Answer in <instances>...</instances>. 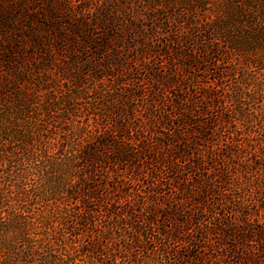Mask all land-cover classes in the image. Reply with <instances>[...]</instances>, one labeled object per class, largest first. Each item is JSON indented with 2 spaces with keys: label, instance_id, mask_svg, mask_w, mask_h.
Masks as SVG:
<instances>
[{
  "label": "rangeland",
  "instance_id": "rangeland-1",
  "mask_svg": "<svg viewBox=\"0 0 264 264\" xmlns=\"http://www.w3.org/2000/svg\"><path fill=\"white\" fill-rule=\"evenodd\" d=\"M105 8L110 15L114 13L117 17L115 30L125 33L124 44L127 52L131 51L130 66L120 69L121 72L99 65L100 77L95 79V70L76 65V71L83 73V82L76 84L63 76H67L68 58L62 51H54L55 60L50 66L33 64L15 91L13 85L8 86L3 81L0 72V210L9 219V231L5 236L10 242L26 231L34 211L42 210L44 217H50L53 201L62 200L67 204L75 201L64 197L63 188L71 178L82 174L79 169L83 163L79 167L81 163L73 155L78 143L90 141L93 133L89 130L94 132L95 126L103 122H94L96 106L103 103L107 89L122 90L124 98H127L124 81L130 80L132 87L136 88L148 83L146 73L149 66L158 72L168 71L173 55L169 50H162H167L170 36L186 41L189 32L195 30V33L205 35L201 39L204 44L209 41L211 49L217 50L212 53L211 64L193 65L187 76L181 75L184 82L198 86L201 81L214 83L217 77L218 82L230 92L243 78L251 77L252 81L246 87L250 96L246 97L243 106L247 118L235 120L227 126L237 132V139L243 142L256 135L255 129H264V0H0V20L5 18L15 25L9 34H24L18 29L23 23L25 34L30 30L37 31L43 39L49 38L47 42L52 47L60 33L74 34L71 26L79 19L90 20ZM126 25H133L135 29L126 32ZM102 30L100 24L93 22L90 26V33H101ZM2 33L0 29L3 40ZM201 40L196 39L195 42L200 43ZM23 43L24 46L29 45V38H25ZM141 49L143 55L140 54ZM132 57L135 59L131 60ZM177 60L176 63L179 62ZM222 72L224 76L218 77L217 74ZM109 95L104 99H109ZM144 119H147L146 115L139 110L134 116L126 117L129 129L124 130L123 137L129 135L133 138L131 145L135 153L146 148L150 133L160 131V124L148 122L145 125ZM118 138L116 136L115 139ZM136 138H142V141ZM224 138L222 135L223 143ZM153 149L137 155L134 164L129 162L119 166L123 180L120 193L132 192L131 198L144 202L136 210L142 219L151 216L150 208H157L158 226L162 224L161 215L169 210L170 205L179 202L181 220L191 222L189 233H185V238L190 241L169 240L158 233L156 224H151L148 237H142L140 247L136 249L141 264H243L240 261L247 254L257 253L261 241L257 231L264 219V210H260L261 205L264 206V155L257 157L258 154L253 152L254 145L252 148L243 146L242 155L231 163L234 168L228 167L229 188L212 190L205 203L199 204L193 197L186 200L183 191L186 187L194 194L200 191L195 184L200 172H194L193 162L187 160L183 163L180 170L183 174L178 175L159 164L162 151ZM217 167L220 169L222 166ZM95 169L96 183H106V187L104 184L100 188V194L105 196V206L111 208L110 202L117 196L108 181L116 175L115 171L110 169L107 173V164H97ZM34 186L38 189L35 196ZM150 190L153 193H149ZM149 196H154L155 200ZM240 200L245 210L254 214L249 220L234 204ZM97 202L95 221L99 230L109 218L104 217L102 201ZM178 218L176 215L174 224L180 222ZM55 226L62 230L58 220ZM68 231L66 234L69 236ZM86 240L82 236L77 238V243ZM122 242L120 240L119 244ZM67 243L62 250L75 252L70 239ZM124 252L119 255L123 256ZM182 253L191 256L185 257ZM81 254H75L78 262L92 264L89 255ZM101 256L110 261L111 257ZM122 256H118L117 261L126 264L133 255L127 252L126 258Z\"/></svg>",
  "mask_w": 264,
  "mask_h": 264
},
{
  "label": "trees",
  "instance_id": "trees-1",
  "mask_svg": "<svg viewBox=\"0 0 264 264\" xmlns=\"http://www.w3.org/2000/svg\"><path fill=\"white\" fill-rule=\"evenodd\" d=\"M108 12L109 10L105 8L90 20L79 19L77 24L71 26L74 34L60 33L52 47L47 42L49 38L43 39L37 31L30 30V33L25 34V30L22 29L23 23L18 29L24 34L18 35V32L14 35L9 34L11 29H15V25L8 22V19H1L0 22L3 24H0V29L3 30L2 38H4L3 40L0 38V72L3 74V81L8 86L13 85L15 91L18 88L17 84L25 79L33 64L50 66L54 63V51L66 53L68 72L67 76L65 74L63 76L72 79L76 84L83 82V73L76 71V65L86 66L89 71L95 70L93 71L95 79L100 77L97 69L99 65L118 70L130 66L129 53L131 51L127 52V45L124 44L125 33H122V30H115L118 19L114 13L110 15ZM90 21L100 24L103 28L102 32L90 33L92 25ZM124 29L128 32L135 28L133 25H126ZM204 31L206 32V29ZM195 32L197 31L189 32L186 41L170 36L167 50H162L167 52L169 50L173 55L169 60V70L162 73L149 66L148 73H146L148 83L142 84L139 88L132 87L130 80L124 81L123 86L124 90H127L125 91L127 98H124L122 90H106L110 98L104 99L107 96L105 95L102 98L103 103L99 107L96 106V113H94V122L97 120L103 122L95 126L94 132L89 130L93 133L90 141L85 144L78 143V147L74 150L76 152L73 155L77 157V162L81 163L79 167L83 163L79 169L82 174L76 176L75 179L71 178L67 186L63 188L65 189L64 197L68 200H75L74 202L67 204L62 200L53 201L50 217H44L42 210L34 211L26 231L12 242L8 241L5 236L9 231V219L2 215L0 210V233H2L0 264H81L75 255H82L81 253L89 255L92 264H120L117 257H121L122 255L119 254L123 251H125L123 255L125 258L127 252L133 255L126 264H141L136 249L140 247L142 237H148V229L156 224L158 233L165 235L169 240L188 242L190 240L185 238V233L186 231L189 233L191 222L181 220L179 202L170 205L169 210H166L163 216L161 215L163 219L160 226L156 222L158 221L157 208H150L151 216L147 217L148 219H142V215L136 213V210L144 202L131 198L132 192L120 193L123 181L118 169L120 165L129 162L134 164L137 155L145 154L154 146L153 150L162 151L159 155V164H164L168 170L178 175L183 174L180 171L183 163L190 160L193 162L194 172H200L195 182L200 191L194 194L193 190L186 187L183 188L184 195L186 200L187 197H193L199 204H203L212 190L215 191L218 187L225 188L224 190L229 188L226 177L230 171L228 167L231 163H235L238 156L242 155L243 146L252 148L254 145L253 152L258 154L257 157L262 158L264 129H255L256 135L243 142L237 139L238 133L227 126L235 120L244 121L247 118L248 114L243 106L246 103V97L250 96L246 92V87L250 85L251 77L243 78L234 90H229L230 92L224 84L218 82L219 78L216 76L214 83L201 81L198 86L193 84L191 86L180 79L181 75H188V69L193 65L203 62L211 64L213 62L212 53L217 52L214 48L211 49V42L204 44L201 40L205 35ZM27 37L30 44L24 46L23 40ZM196 39L201 42H195ZM207 39L211 38L207 37ZM140 47L143 48V46ZM134 48L139 50L138 47ZM143 50H140L142 55ZM134 59L131 58V60ZM177 59H179L178 63H176ZM223 74L224 72L218 73L217 76L221 78ZM224 90V93L220 92ZM138 110L146 115L145 125L148 122L158 123L160 131L150 133V142L145 146L146 148L135 153L131 145L133 138L129 135L123 137V135H125L124 130L129 129V124L125 122L126 117L134 116ZM141 133L143 138V130ZM222 135L225 137L224 143L221 139ZM116 136L119 138L115 139ZM142 138L136 139L142 141ZM257 145L260 147L257 148ZM97 164H107V173H110L112 169L116 174L112 180L108 181L113 193L117 196L110 202L111 208L105 206V196L100 194V188H103L104 184L106 187V183L103 185L96 183L98 181L95 177ZM218 165L222 167L218 169ZM231 166L233 169L234 165ZM34 188L35 196L38 189L36 186ZM152 191L150 190L149 193ZM149 198L155 200L154 196H149ZM96 201L97 203L102 201L100 205L104 207V217L109 218L107 224L99 230L95 221ZM234 204L245 214V217H249L248 220L254 215L251 211L245 210L246 207L242 206L241 200ZM260 210H264V206L261 205ZM176 215L180 222L174 224ZM56 220L60 222L59 228L61 227L62 230L55 226ZM260 227L257 231L261 239L260 248L257 253L254 251L253 254L249 253L246 258H242L240 262L243 264H264V219ZM67 229L69 236L66 234ZM72 229H77V231L73 232ZM129 231L134 234H130ZM125 233L128 234L123 236ZM82 236L87 240L81 244L77 243V238ZM68 239L72 242L71 246L75 252L62 250V246L68 244ZM120 240L123 244H119ZM101 255L111 257L110 261ZM185 255L191 256V254L182 253V256Z\"/></svg>",
  "mask_w": 264,
  "mask_h": 264
}]
</instances>
